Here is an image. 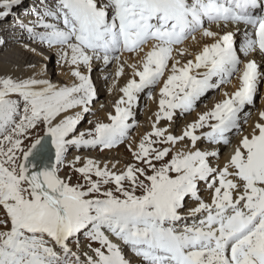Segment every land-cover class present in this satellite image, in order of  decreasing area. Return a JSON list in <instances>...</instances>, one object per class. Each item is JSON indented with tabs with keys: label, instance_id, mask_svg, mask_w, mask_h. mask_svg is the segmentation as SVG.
<instances>
[{
	"label": "snow or ice",
	"instance_id": "1",
	"mask_svg": "<svg viewBox=\"0 0 264 264\" xmlns=\"http://www.w3.org/2000/svg\"><path fill=\"white\" fill-rule=\"evenodd\" d=\"M21 2L0 0V21ZM29 14L10 27L58 46L76 82L53 84L47 65L28 64L23 77L0 70V264H132L123 248L137 264H264V107L251 111L264 101V0H40ZM189 38L211 42L193 55ZM95 61L101 73L115 66L110 93L126 68L131 78L107 122L77 133L98 98ZM234 77L232 91L170 131ZM157 85L151 130L135 143L140 98L154 99ZM125 140L134 163L120 172L68 157Z\"/></svg>",
	"mask_w": 264,
	"mask_h": 264
},
{
	"label": "bare ground",
	"instance_id": "2",
	"mask_svg": "<svg viewBox=\"0 0 264 264\" xmlns=\"http://www.w3.org/2000/svg\"><path fill=\"white\" fill-rule=\"evenodd\" d=\"M23 1L24 0H22V2ZM22 2H21L19 7H14L12 9V15H10L6 20L0 21V39L6 41L4 47L0 48V70H11L14 77H23V76H27V75H32L33 72L29 71L28 68L26 67V65H28V64H34L35 65L34 71L36 73H41V70L44 68V61H45V56H43V54H40V57L42 58L43 63H39L36 60L28 63V62H24L22 60L24 54L35 53V52H30V51L24 50L20 46V43H18V41H21L23 43H27L29 45V47H32V48H36L35 46L38 45V43L28 40L26 38V33H22L19 28L13 29L10 26L13 23V17L17 16V14L20 15L21 19H24L26 21L32 19L31 15L29 13L32 11L34 5L36 8L40 7V0H25L26 4L24 6H22ZM0 11H3V9H0ZM199 39H200V37H199ZM239 39H240V37L238 36L237 40H239ZM206 41L208 43L211 42L210 40H207V39H206ZM187 44L190 45V50H192V48H193V46H191L192 41H189ZM256 58L259 59V57H256ZM99 65H100V62H98V61L93 62L94 71H93L91 78H92L93 84L96 88L97 95H98V98L95 100L93 105H95L96 109L102 110L101 112H102L103 117L101 120L104 122H107L106 115L109 111H111V104L119 96L118 88L122 87L126 83V81L129 79L130 76L128 75V69L126 68L125 74L117 81L116 90H113L110 93L108 91V89L111 86V82H112V75L111 74L114 73V67L115 66L110 65L107 69L104 70V73H101V71L99 69ZM17 68L19 70H15ZM102 74H109V78L107 80L101 79ZM129 74H131V72ZM42 75L44 76V78L49 77V74L47 72H43ZM229 89H231V88H229ZM153 97H154V99L146 101L145 95H142L140 98V108L136 110V119L138 116H141V118H142L140 120V126H141L140 130L143 131V134L145 132L151 130L150 121L148 120V117L152 116V114L157 110L156 100L158 99V96L153 94ZM222 98H223L222 95L221 96H216V95L214 96L213 95L211 97H207L206 99L203 98L204 102L198 108V110H197L198 114L202 111L207 110V108H210L212 106V104H214L215 102H217L218 100H220ZM101 104L105 105V107L103 109L100 108ZM262 107H264V106H262V104H261L259 106L256 105L255 108L251 109V111L253 113V119L256 118L255 113ZM76 111H78V109H72V110H69L66 114L67 115H75ZM192 120H193V118L191 116L184 115L181 117V116L177 115V117L175 118L174 124H172V126L170 127V131L174 135L179 134V132L183 128V126L187 122H191ZM93 122H95V121L93 120ZM158 126L168 127V122H166V123L160 122V124ZM185 143H187V141ZM233 143H235V137H233ZM123 145L120 144L118 146H115L114 149L122 148ZM114 149H112V151L109 150V152H106L103 155H101L100 152H103V151L100 149L98 151L96 150L97 152L96 151H87V150L78 151L75 147H73L69 150L68 157L70 159L74 155H79L81 157H91V158H94V159L100 161L101 166H103V164L105 162H107L109 168H111V169H115V168H112V165L115 164L116 167L118 168L119 172H120L129 163L128 162L125 163L122 161L117 163L116 157H114L112 155L114 152L113 151ZM105 150L107 151L108 149H105ZM126 150L127 149L124 147L122 149V152L125 154ZM228 151H229V149H227V151L224 154L221 153V157H220L221 160H223V158L225 156H227ZM127 152H128V150H127ZM113 171H115V170H113ZM116 172H118V171H116ZM202 195L204 196L205 199H208V197H209L207 190H204L202 192ZM189 222H191V221H189ZM115 242L117 243V241H115ZM84 250H86V248H84ZM126 253L129 254V251L126 250ZM126 253H125V255H126ZM89 254H91V253H89ZM130 254H132V253L130 252ZM130 260L132 261V264H137V260L133 255H131Z\"/></svg>",
	"mask_w": 264,
	"mask_h": 264
},
{
	"label": "rangeland",
	"instance_id": "3",
	"mask_svg": "<svg viewBox=\"0 0 264 264\" xmlns=\"http://www.w3.org/2000/svg\"><path fill=\"white\" fill-rule=\"evenodd\" d=\"M26 3H25V0L22 2V6H24ZM197 36V39L199 40V33H196L195 34ZM189 41H191V38H189ZM187 41L186 44L189 42ZM203 43H208L205 39V41H201L200 44H193L191 46H193L192 50H190V52L194 55L195 51L198 50ZM189 45V44H188ZM199 46V47H198ZM36 48V52L35 53H29V54H24L22 60L24 62H32L34 60H36L37 62L39 63H43V60L42 58L40 57V54H43V56H45V61H44V66L47 65V73L49 74V77L46 78V79H50V81L55 84V85H69V84H72L73 82H76L75 81V78L71 76L70 74V69H71V65H68L66 63H63V62H60L59 61V57L57 55V47L58 46H52V47H47V46H42L40 44L36 45L35 46ZM126 56V54H125ZM186 58H191V56L189 57H186ZM129 62H133L131 59H129ZM131 72V69H128V75L130 76L129 78H131V74H129ZM85 74H87V72L85 71ZM93 72L91 73V76H92ZM236 84V85H235ZM237 86V80L236 78L234 77L232 79V81L227 84V85H224L220 91H214V92H210L204 99H206L207 97H211V96H221L222 92L227 90V91H232L235 87ZM158 88H159V85H157L154 89H152V93L155 94L156 96H158ZM231 88V89H229ZM146 95V94H145ZM260 95L261 96H264V84H261L260 85ZM147 101V99H145ZM204 102V100L202 99L199 103H197V105L195 106V108L191 111V113L189 114H186L188 116H191L194 119L197 118L198 116V108L200 107V105ZM264 106V101H261L259 98H257V104L256 105H261ZM199 105V106H198ZM90 107L92 108V114H89L87 115L83 122L80 123L78 125V128L76 129L77 133H79L80 131H84L90 127H92V125H90L88 123L89 120H94L96 121L97 119L101 120L102 119V110L100 109H96L95 108V105H90ZM141 116H138L137 119H136V125H135V128L130 132V138L133 139L135 141V143H138L139 142V139L140 137L143 135V131L140 130L141 129V126H140V120H141ZM161 122L163 123H166L167 121L165 120H162ZM200 130H198L199 132ZM129 143V140H125L121 145H123L122 148H116L114 149V147L112 149H114L113 151V156L116 157L117 159V163L118 162H128V163H134V161L132 160V155L131 153L127 150H126V153L124 154L122 152V149L125 147L127 149V145ZM112 149H108L107 151L105 150H102L103 152H100L101 155H103L104 153L106 152H109V150L112 151ZM228 148H225L222 150V154H224L226 151H227ZM83 150H87V151H98L99 149H83ZM79 151H82V150H79ZM96 151V152H97ZM110 151V152H111ZM111 169V168H110ZM112 171L115 170V171H118V168L115 167V169H111ZM73 182L75 183L76 182V177L74 176V179H73ZM82 182V181H81ZM111 186V185H110ZM107 234V233H106ZM110 239H113V242L117 241L115 240L114 237H111L110 236ZM86 241L83 239V236H81V245L85 246L86 245ZM117 243H120L119 241H117ZM94 247H97L99 246L98 244H93ZM86 248V247H84ZM123 248V246H122ZM87 250V249H86ZM124 253H126V250H128L127 248H124ZM132 254H130V251H129V254L126 253V258H129L131 257ZM128 256V257H127Z\"/></svg>",
	"mask_w": 264,
	"mask_h": 264
}]
</instances>
